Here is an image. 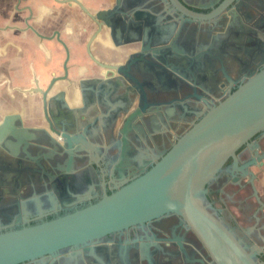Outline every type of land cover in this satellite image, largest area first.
<instances>
[{"label": "flooded vegetation", "instance_id": "obj_1", "mask_svg": "<svg viewBox=\"0 0 264 264\" xmlns=\"http://www.w3.org/2000/svg\"><path fill=\"white\" fill-rule=\"evenodd\" d=\"M118 1L0 0V121L5 115L17 114L21 119L15 122L17 128L24 126L36 138H47L50 142L20 149L16 151L17 157L5 143L1 144L0 231L6 230L3 226L10 222L12 228H20L89 204L78 196L91 189L95 192L101 189L104 183L101 172H106L109 163L119 161L121 156L119 120L106 119H128L140 104L146 110L144 119H156L154 124L145 125L137 138L130 140V149L122 159L125 166L131 163L136 172L143 168L142 164L148 170L151 162L169 150L192 124L189 121L170 125L164 113L166 104L158 100V107L151 105L149 86L142 89L134 82V68L119 75L125 88L120 87L107 96L114 102L113 109L105 100L104 91L98 90L106 71L102 65L113 68L126 63L132 58L135 45L129 42L121 46L111 39L105 40L89 12L121 8L123 12L118 15L128 28L122 41H131L135 13L150 17L149 7L155 4L153 0ZM204 2L195 0L196 5ZM189 29L194 30L195 37L188 39L184 33L179 42L184 39L198 43L199 53L206 55L201 79L215 93L216 96H210L214 101L225 95L210 82L209 75L215 69L222 78H225V68L234 79L241 81L251 70L264 67L263 0H244L211 21L191 24ZM179 42L173 43L178 50ZM211 55L215 66L209 63ZM116 70L113 73L118 76ZM90 87L96 92L92 93ZM198 94L204 98L209 95L201 88ZM211 99H208L210 103ZM82 101L93 108L84 115L66 118L70 120L65 125L54 122V129L49 128L46 119H64L58 116V106L62 103L81 106ZM45 103L48 116L44 113ZM198 103L203 109L205 103L201 100ZM16 107L18 112H7ZM31 108L38 110L31 114ZM153 109H156L155 115L150 113ZM64 134L72 138L73 153L66 147ZM256 151L259 156L264 155V129L236 151V164L233 156L226 160L199 198L264 264V157L258 160ZM253 158L257 163L249 165ZM61 169L67 171L63 180L58 179ZM126 177L131 178V172L127 171ZM146 244L150 246L147 248ZM18 264L215 263L182 217L171 213L62 248L43 259Z\"/></svg>", "mask_w": 264, "mask_h": 264}, {"label": "water", "instance_id": "obj_2", "mask_svg": "<svg viewBox=\"0 0 264 264\" xmlns=\"http://www.w3.org/2000/svg\"><path fill=\"white\" fill-rule=\"evenodd\" d=\"M153 1L155 4L149 7L150 17L135 13L132 22L134 28L131 27L134 38L131 41H122L128 34V28L118 15L123 12L121 8L116 6L89 12L105 40L111 39L121 46L129 42L135 45L132 58L126 63L122 62L119 67L113 68L102 65L106 71H103L98 90L104 91L105 100L113 109L114 102L107 96L120 87L125 88L124 80L119 75L134 68V82L142 89L149 86L151 105L156 104L158 107V100L166 104L164 113L170 125L171 122L189 121L192 124L169 150L156 160L149 161L151 167L148 170L144 168L146 164H142L143 168L136 172L131 163L125 166L122 159L126 150L130 149V140L137 138L140 130L145 125L154 124L156 119H144L146 110L141 108V104L128 119H106L119 120L117 124L122 148L120 160L109 163L106 172H101L104 182L102 188L95 192L89 186L90 192L78 196L79 200L88 201L89 204L66 215L20 228H12L11 222L5 224L3 228L6 230L0 231V264L43 259L62 248L99 239L111 232L145 224L171 213L181 216L196 233L215 264H263L201 203L199 196L226 160L233 156L236 164V151L264 129V67L258 71L251 70L241 81L234 79L225 68V78H222L215 69L209 75L210 82L225 95L214 101L210 96H216L215 93L201 79L205 72L206 55L194 51L195 42L190 43L185 51L173 47V43L179 42L184 33L188 39L195 37L194 30L189 29L191 24L202 20L211 21L244 0H206L203 5H190L185 0ZM250 4L253 5L252 2ZM194 7L208 11L199 12ZM209 63L215 66L213 55ZM114 68L118 76L113 73ZM156 83L158 86H152ZM199 88L209 95L204 98V95L198 94ZM90 91L96 92L91 87ZM198 100L205 103L203 109L198 106ZM57 108L58 116L64 119H46L50 129H54V122L65 125L70 120L66 118L84 115L93 107L82 101L81 106L62 103ZM156 109L150 110V113L155 115ZM44 113L49 115L46 103ZM194 116L196 119H192ZM16 120L21 121L19 115L9 114L0 121V147L5 143L17 157L16 151L20 149H27L34 144L37 147L39 144H50L47 138H36L24 126L17 128ZM64 136L67 137L66 147L73 153L72 138ZM255 155L258 160L264 157L259 156L257 151ZM256 163L257 159L253 158L249 165ZM58 171L59 180L67 177L66 169ZM127 171L132 174L129 179L126 177ZM146 245L147 248L150 246Z\"/></svg>", "mask_w": 264, "mask_h": 264}, {"label": "crops", "instance_id": "obj_3", "mask_svg": "<svg viewBox=\"0 0 264 264\" xmlns=\"http://www.w3.org/2000/svg\"><path fill=\"white\" fill-rule=\"evenodd\" d=\"M185 1H187L190 5H193V4H195V0H185ZM190 43H193V42H191V41H189V40H184V39H182L179 43H178V48L180 49V50H187L188 49V45H190ZM189 49H191V47L189 48ZM194 51L196 52V53H199V51H200V48H199V46H198V43H195V46H194ZM204 62H202V64H203ZM203 66V65H202ZM204 66H205V64H204ZM1 109V108H0ZM2 110V109H1ZM37 110L38 109H36V108H31V112H33V113H31V114H34V112H37ZM19 111V108L18 107H16V108H13V109H8V111L7 112H11V113H16V112H18Z\"/></svg>", "mask_w": 264, "mask_h": 264}]
</instances>
